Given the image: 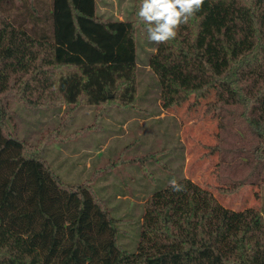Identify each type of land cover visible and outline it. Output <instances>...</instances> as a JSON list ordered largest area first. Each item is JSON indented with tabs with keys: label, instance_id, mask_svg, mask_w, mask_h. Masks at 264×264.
Returning a JSON list of instances; mask_svg holds the SVG:
<instances>
[{
	"label": "trees",
	"instance_id": "trees-1",
	"mask_svg": "<svg viewBox=\"0 0 264 264\" xmlns=\"http://www.w3.org/2000/svg\"><path fill=\"white\" fill-rule=\"evenodd\" d=\"M140 3L133 19L112 20L97 0H0V259L12 258L8 234L32 264H264L262 211L228 208L188 177L176 180L182 191L168 184L146 201L136 251L124 249L91 181L65 182L40 145L8 127L14 87L36 106L54 96L135 104ZM171 42L235 95L218 105L219 137L208 146L220 182L264 184V0H205Z\"/></svg>",
	"mask_w": 264,
	"mask_h": 264
},
{
	"label": "rangeland",
	"instance_id": "rangeland-1",
	"mask_svg": "<svg viewBox=\"0 0 264 264\" xmlns=\"http://www.w3.org/2000/svg\"><path fill=\"white\" fill-rule=\"evenodd\" d=\"M135 2L97 0V13L130 20ZM136 39L135 104L68 105L54 96L36 106L14 87L4 101L10 131L31 146L40 145L42 157L65 182L91 181L117 221L118 243L130 252L140 240L146 201L173 179L188 177L226 207H253L264 216V184H222L218 153L211 154L208 147L219 137L218 105L234 102L235 95L226 85H211L212 77L202 65L171 41L150 42L145 26L139 27ZM203 86L208 88L198 97L184 95L185 89ZM6 235L12 258L0 259V264H32L18 254L20 242L14 249Z\"/></svg>",
	"mask_w": 264,
	"mask_h": 264
},
{
	"label": "clouds",
	"instance_id": "clouds-1",
	"mask_svg": "<svg viewBox=\"0 0 264 264\" xmlns=\"http://www.w3.org/2000/svg\"><path fill=\"white\" fill-rule=\"evenodd\" d=\"M204 3L205 0H141L136 15L145 26L150 42L167 44L177 37L181 25L188 24ZM169 183L174 191L183 190L176 180Z\"/></svg>",
	"mask_w": 264,
	"mask_h": 264
}]
</instances>
